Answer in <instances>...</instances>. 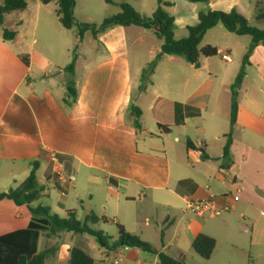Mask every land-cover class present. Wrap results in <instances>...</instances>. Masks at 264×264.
I'll list each match as a JSON object with an SVG mask.
<instances>
[{
  "label": "crops",
  "instance_id": "0c3cea01",
  "mask_svg": "<svg viewBox=\"0 0 264 264\" xmlns=\"http://www.w3.org/2000/svg\"><path fill=\"white\" fill-rule=\"evenodd\" d=\"M35 5L30 9L28 2L20 19L13 12L0 23V193L24 182L33 162L40 159L37 177L41 175L38 181L45 188L43 195L57 189L63 196L59 206L66 213H77L69 206L70 189L83 204L84 196L94 201V187L103 196L102 214L98 216L94 209L88 215L114 219L113 223L135 234L144 217L132 206L143 204L148 212L146 227L151 226L152 218L160 238L156 242L141 239L159 253L186 261L195 252L193 241L205 234L216 241L213 255L204 259L207 264H264V50L259 60L250 61L258 68L256 82H249L246 73L232 127L233 83L223 84L212 110L211 95L185 101L164 98L150 90L152 80L136 100L130 38L143 42L140 27L115 26L97 36L87 31L82 39L78 33L70 39L56 4L55 20L39 0ZM209 5L212 10L230 12L238 0H232L226 9L216 8L213 1ZM5 29L16 32L13 40L4 39ZM55 39L67 55L80 46L86 48L84 56H94L85 64L75 59L78 100L72 108L63 104L69 64H59L50 54L54 50L50 40ZM39 42L42 46L36 48ZM216 48L218 55L227 52ZM23 55L28 56V65ZM144 69L141 66L138 71ZM133 105L142 111L140 130L131 122ZM146 112L156 130L142 121ZM159 125L167 126L169 132ZM228 134L232 135L230 152L224 157ZM181 142L180 148L176 144ZM50 153L58 155L78 186L58 180ZM236 195L239 200H234ZM204 198L229 204L231 210L209 221L188 209L190 202ZM32 220L28 206L0 200V264H16L20 256L45 249L54 252L46 264H69L70 249L85 246V235L63 233L48 238L43 231L30 230ZM114 252L123 264H160L158 254L146 257L147 252L139 248ZM99 264L105 261L101 259Z\"/></svg>",
  "mask_w": 264,
  "mask_h": 264
},
{
  "label": "rangeland",
  "instance_id": "374dc122",
  "mask_svg": "<svg viewBox=\"0 0 264 264\" xmlns=\"http://www.w3.org/2000/svg\"><path fill=\"white\" fill-rule=\"evenodd\" d=\"M27 1L30 4V9H35L36 0ZM166 1L170 2L172 5L167 8V11L176 20L174 33L175 38L180 40L188 36V27L195 26L198 23V14L200 12L212 10L209 5L211 1H213L216 8L226 9L231 6L232 0H209V2H195L193 0ZM76 2L75 17L78 24H101L104 19L119 14L121 12L120 4L122 3L130 4L144 17H151L158 8V0H76ZM0 4H2L1 0ZM42 7L44 11H49L51 13V17L55 20L57 9L55 4L50 6L45 5ZM195 7L196 10L194 9ZM235 10L244 15L249 20V24L251 26L260 29L264 28V21L256 18L259 10L264 11V0H238V5H235ZM15 15V19L21 18L20 12ZM56 25L58 27H62L59 22H56ZM139 29H141L140 31H142L145 35L143 42L138 43L136 38H130V54L133 63L134 81L137 87L135 91L136 100H139L140 87L144 84L142 82V72L138 70L141 66H144V68L149 67L150 64L156 60L157 55L161 53L160 44L163 42L151 34L152 32L143 28ZM40 32L41 29L38 31V38L40 37ZM65 33L70 39L74 38L78 33V27L73 30L65 31ZM52 41L50 40L54 50H52L50 54H52L54 60L59 62V64L63 62H68L66 64H70L77 57L79 63L85 64L94 58L92 54L84 56V49L86 48L80 46L78 48L73 47L71 53L67 55L65 50L59 47L60 41L57 42V39H55L57 43L54 41L52 43ZM207 45L219 47L221 48V52H229L233 63L225 62L222 60L221 55L208 59L201 56L199 59V68H196L188 63L183 57L164 56L160 61H156L155 71L151 76L153 86L150 90L164 98H171L180 101L189 100L194 96L207 93L211 95L210 100L212 110L216 95L219 91L223 90L225 84L234 83L236 76H238L243 68L245 69V73L248 74V81L251 83L256 82L255 76L258 74V68L257 66L250 64V61H256L261 58V51L264 50L263 44L255 45L250 36H237L228 32L222 24H218L215 28L207 32L200 47L203 48ZM41 46L42 44L39 42L36 45V48H40ZM143 101H147V98H144ZM220 117L221 115L219 113L217 116L218 121ZM142 121L153 130H156V126L153 125V118L150 113L146 112ZM192 130H195V127H193ZM176 145L181 148L183 142L177 143ZM38 178L39 180L41 179L40 174H38ZM73 183H75L76 186L79 185L77 180H74ZM91 191L94 195V201L91 202L89 196H84L83 204L75 199L73 189L68 191V198L70 200L69 206L76 208L78 213L77 218L82 222L85 221V218L88 214H90L91 210H98V216H101L102 214L100 205L103 201V196L96 193L94 187ZM62 199L63 196H61L57 189H50L48 195H43L39 200L33 203V206L49 207L61 218H65L67 217V213L59 206V202L62 201ZM132 208H134V210L141 214L144 218L148 215V212L146 211V208H144L143 204H133ZM158 213L164 214V211L158 210ZM144 218L141 219L140 223L134 229L136 230V233L130 234L135 235L140 239L146 238L155 242L158 241L160 233L156 231V223L152 218H150L151 226L146 227ZM207 219L211 221L210 218ZM113 220L114 219H105V221H101L93 227L95 230L103 232L109 239L110 243L117 241L119 238L118 227L116 223H113ZM78 237H80L78 239L82 238V236ZM83 237L86 239V248L89 250L91 255L97 259L98 264L101 259L105 261V264H115V258L118 259L116 264L121 261L119 256H117L114 251L102 248L94 237L89 235H85ZM156 246L160 248L161 244L159 243ZM104 252L106 254L105 257L102 258V256H104ZM150 255L151 254L147 253L146 257H150ZM184 262L185 264H207L206 261L195 252H192V254ZM120 264H123L122 261Z\"/></svg>",
  "mask_w": 264,
  "mask_h": 264
},
{
  "label": "trees",
  "instance_id": "16d2710c",
  "mask_svg": "<svg viewBox=\"0 0 264 264\" xmlns=\"http://www.w3.org/2000/svg\"><path fill=\"white\" fill-rule=\"evenodd\" d=\"M43 5L56 4L58 6L57 15L61 25L67 30H73L78 27V35L82 39L85 32L90 31L93 36H97L115 26H138L145 30L152 31L153 34L163 41L161 53L157 55L156 60L145 68L142 72V82L140 91L146 90L151 84V76L155 71L156 61H160L164 56L183 57L188 63L199 68V59L201 56L211 58L218 55L219 51L212 45L200 47L204 36L208 31L215 28L218 24H222L224 28L237 36H250L255 45H264V28L260 29L249 24V20L236 10L230 12L208 10L199 13V21L195 26L188 27V36L184 39L175 38V19L167 11L172 6L166 0H158V8L151 17H144L138 13L130 4H120L121 12L112 17L104 19L97 24L81 23L78 24L75 17L76 0H39ZM195 2H209V0H193ZM27 0H4L0 5V23L3 22L7 14L13 12H23L27 9ZM257 19L264 21V11L259 10ZM16 32L5 29L3 37L6 40H13ZM25 64H29L27 55L22 56ZM65 72L68 76L67 95L63 100V104L67 108H72L78 100V90L75 85V60H73L66 68ZM245 69L236 77L231 86V126L234 127L237 121L239 111V90L245 78ZM132 124L141 129L142 111L139 107H131ZM163 132L168 133L167 126L159 125ZM231 134L227 135V143L224 148V157L230 152ZM43 158V157H41ZM40 166V159L32 164V171L29 177L18 186L0 193V200L11 199L18 206L26 205L30 209L33 220L30 223V230L43 231L48 238L57 237L63 233H72L75 235H89L94 237L102 248L116 251L123 247L139 248L150 254H158L160 264H185L184 260H176L164 253H159L151 244L142 241L135 235L128 233L122 225L117 223L119 238L117 241L110 243L109 239L103 232L95 230L93 227L105 221L95 214L88 215L82 222L77 218L74 210L67 212V217L61 218L54 213L49 207H34L32 204L39 200L45 188L40 185L37 177V171ZM216 241L214 238L205 234L199 235L192 243L193 250L203 259L208 260L213 255ZM54 254L50 249L35 253L32 256L22 255L16 264H46L49 257ZM95 259L89 250L83 245H76L70 249L69 264H94Z\"/></svg>",
  "mask_w": 264,
  "mask_h": 264
},
{
  "label": "built area",
  "instance_id": "2783aa9c",
  "mask_svg": "<svg viewBox=\"0 0 264 264\" xmlns=\"http://www.w3.org/2000/svg\"><path fill=\"white\" fill-rule=\"evenodd\" d=\"M221 57L227 63H232L233 61L231 55L228 52L221 53ZM49 157L55 165V174L58 180L71 185V183L74 181V177L67 173L65 166L60 161L58 155L55 153H50ZM234 200H239V196H234ZM188 209L199 217L212 219L229 212L231 210V206L229 204L219 205V203L214 198H204L190 202ZM115 263H117V261Z\"/></svg>",
  "mask_w": 264,
  "mask_h": 264
}]
</instances>
